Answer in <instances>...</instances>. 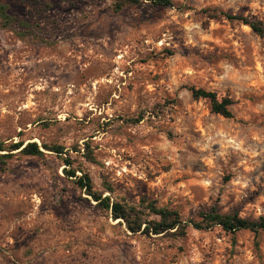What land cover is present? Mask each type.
Here are the masks:
<instances>
[{
  "label": "rangeland",
  "instance_id": "obj_1",
  "mask_svg": "<svg viewBox=\"0 0 264 264\" xmlns=\"http://www.w3.org/2000/svg\"><path fill=\"white\" fill-rule=\"evenodd\" d=\"M0 2L17 19L0 29V141L64 148L0 161V264H264V232L258 245L248 230L218 227L183 239L133 235L64 172L184 218L213 207L264 217V35L209 18L222 11L264 25V0L120 12L111 0ZM189 87L231 98L233 117Z\"/></svg>",
  "mask_w": 264,
  "mask_h": 264
},
{
  "label": "trees",
  "instance_id": "obj_2",
  "mask_svg": "<svg viewBox=\"0 0 264 264\" xmlns=\"http://www.w3.org/2000/svg\"><path fill=\"white\" fill-rule=\"evenodd\" d=\"M142 4H149L155 8L174 6L172 0H111V8L114 12H120L127 7L140 6ZM219 17L229 21H238L250 27L258 35H264V25L261 21L249 20L246 17L227 14L222 11L209 14L210 19ZM15 22H17V19L11 13L10 6L0 2V29L11 30ZM20 24L24 32L27 33L26 30L29 24L24 22ZM23 36L24 34H21V37ZM188 90L193 100H207L212 113L228 119L233 117L230 110L233 105L231 98H219L215 92L202 88L189 87ZM143 119L144 114H140L138 117L127 119V122L138 124ZM42 148L57 154L63 153L64 150L59 145H43V147H40L35 142L27 144L12 142L7 145L5 142L0 141V161L2 164H6L8 159L15 156V152L27 157H43ZM83 149L85 158L89 162L95 163L96 159L90 143H84ZM65 162L68 166L71 165L70 159H65ZM64 172L67 177L73 178L74 184L85 191L99 207L107 211L113 220L124 224L127 231L133 235H142L149 238L183 239L187 237L190 228L199 231H210L218 227L233 236L239 231L248 230L254 234L255 243L258 245V239L261 233L264 232V217L252 220L240 216L237 212L223 214L213 207L209 210L200 211L196 218H184L179 210L169 206H160L157 200L142 198L138 204H129L124 200L103 196V194L96 191L90 174L84 173L81 176H77L75 170H66Z\"/></svg>",
  "mask_w": 264,
  "mask_h": 264
}]
</instances>
